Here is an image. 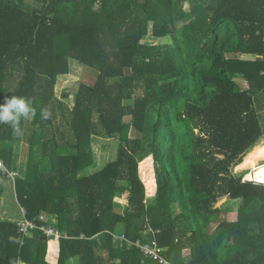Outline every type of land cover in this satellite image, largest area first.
Wrapping results in <instances>:
<instances>
[{
	"label": "trees",
	"instance_id": "16d2710c",
	"mask_svg": "<svg viewBox=\"0 0 264 264\" xmlns=\"http://www.w3.org/2000/svg\"><path fill=\"white\" fill-rule=\"evenodd\" d=\"M71 60L96 78L57 96ZM263 135L264 0H0V159L28 142L17 205L69 236L0 213V264H158L119 234L173 264H264V185L232 171ZM97 138L117 142L98 169Z\"/></svg>",
	"mask_w": 264,
	"mask_h": 264
},
{
	"label": "rangeland",
	"instance_id": "374dc122",
	"mask_svg": "<svg viewBox=\"0 0 264 264\" xmlns=\"http://www.w3.org/2000/svg\"><path fill=\"white\" fill-rule=\"evenodd\" d=\"M144 42L157 43L160 41L154 40L151 36H147ZM95 78H96V72L87 69L84 66L80 65L79 63L71 60L69 62L68 74L58 77L57 83L55 85V92L57 96H59L61 95L62 90H67V91L71 90L77 85V83L81 81L88 84H92ZM237 81L242 83L241 80L238 78ZM68 102L72 104L71 97L68 99ZM263 141H264V136L261 139H259L256 142V144L260 145ZM116 143H117L116 141H110L109 139L103 140L97 138L93 140L92 145H93L95 160L97 164L96 169L103 166L106 162L114 159ZM10 148L11 150H13V158H14L13 172H15L16 174L15 176H17L19 173L21 174V172H24L25 170L27 158H28V152H29V144L28 142H26L25 139H23V137L19 136L16 138L14 143L10 145ZM250 150L245 154L242 161L240 162V164L241 163L242 164L239 165L238 168L241 171L244 170L245 167H247V165H251V164L255 165L257 161H260L262 158H264L263 153H255L250 155L249 154ZM250 168H252V166H250ZM232 171L234 174H236L235 167L232 168ZM243 172L244 171H242V173ZM13 187L14 186L12 184V180H9L6 183L5 193L1 198L0 213H1V218H5V219L11 218V220L15 221L21 218V209H19V206L17 205ZM224 200L225 199L218 201L216 203V206H219ZM233 205L234 207H236V204H233L232 202L229 203L230 207H232ZM234 216H235V212H230L228 213L227 218L234 219L235 218Z\"/></svg>",
	"mask_w": 264,
	"mask_h": 264
},
{
	"label": "built area",
	"instance_id": "2783aa9c",
	"mask_svg": "<svg viewBox=\"0 0 264 264\" xmlns=\"http://www.w3.org/2000/svg\"><path fill=\"white\" fill-rule=\"evenodd\" d=\"M241 164L239 163L235 166V173H238V171L239 173H242V171H244L242 173V182H251L254 184L264 185V158L258 161L256 165H247V167H245V169L242 171L238 168ZM250 166H252V168H250ZM0 168L3 173L8 174L14 186V178L16 177L15 172L7 171L1 159ZM20 209L21 218L15 222L18 233L23 237L30 235L33 232H39L42 236L52 238L53 240H59L61 238L67 237L69 238L66 233L60 232L59 229L55 227L56 221H49L45 214H40L34 219H28L25 216V210L23 208ZM80 237L82 238L84 236L80 235ZM114 238L115 241H118L120 245H123V243L134 245L140 249L144 257L149 258L158 264H173L163 255L165 248L160 247L155 240L146 243H143L139 240L131 242L123 234L114 235Z\"/></svg>",
	"mask_w": 264,
	"mask_h": 264
},
{
	"label": "bare ground",
	"instance_id": "6f19581e",
	"mask_svg": "<svg viewBox=\"0 0 264 264\" xmlns=\"http://www.w3.org/2000/svg\"><path fill=\"white\" fill-rule=\"evenodd\" d=\"M260 143V142H259ZM255 153H263L264 154V141L260 145H255L251 150H250V155L255 154ZM258 162V161H257ZM256 162V164H257ZM255 164V165H256ZM253 165V164H251Z\"/></svg>",
	"mask_w": 264,
	"mask_h": 264
},
{
	"label": "crops",
	"instance_id": "0c3cea01",
	"mask_svg": "<svg viewBox=\"0 0 264 264\" xmlns=\"http://www.w3.org/2000/svg\"><path fill=\"white\" fill-rule=\"evenodd\" d=\"M246 57H250V56H246ZM264 136V135H263ZM263 136H261L259 139H261ZM258 139V140H259ZM257 140V141H258ZM256 145V144H255ZM254 145V146H255ZM253 146V147H254ZM14 188V187H13ZM15 191V190H14ZM46 216H47V219L49 220V221H56V217H55V215L54 214H45ZM234 217H236V216H234ZM7 219H9V220H11V218H7ZM15 221H17V220H15Z\"/></svg>",
	"mask_w": 264,
	"mask_h": 264
},
{
	"label": "water",
	"instance_id": "95a60500",
	"mask_svg": "<svg viewBox=\"0 0 264 264\" xmlns=\"http://www.w3.org/2000/svg\"><path fill=\"white\" fill-rule=\"evenodd\" d=\"M43 239H45V240H46V239H47V237H46V236H44V237H43Z\"/></svg>",
	"mask_w": 264,
	"mask_h": 264
}]
</instances>
